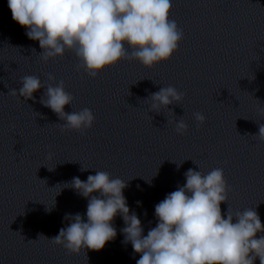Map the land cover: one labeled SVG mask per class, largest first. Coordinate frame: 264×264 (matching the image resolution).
<instances>
[{"label": "clouds", "instance_id": "obj_1", "mask_svg": "<svg viewBox=\"0 0 264 264\" xmlns=\"http://www.w3.org/2000/svg\"><path fill=\"white\" fill-rule=\"evenodd\" d=\"M7 3L12 19L28 29L29 39L39 42L44 62L71 51L78 60L77 70L82 68L91 78L122 59L139 61L151 69L169 60L183 39L182 30L169 18L172 0H7ZM48 79L55 80L51 74ZM21 85L19 93L12 89L10 94L25 100L33 99V93L44 88L39 77L32 75L22 77ZM183 96L175 87L168 86L147 99L159 112L161 107L179 104ZM73 99L61 80L46 87L40 103L65 121L62 131L84 133L93 126L95 117L88 108L65 112V106L72 105ZM193 115L199 124L206 120L202 113ZM187 130L183 119L176 123L178 134ZM253 136L264 141V124L259 125L258 134ZM184 175L186 183L155 206L158 222L147 235L143 234L138 215L130 214L123 194L128 187L125 181L112 178L106 171H96L86 181L74 177L70 186L88 199L87 220L79 213L66 214L65 219L70 221L66 228H61L53 238L41 235L39 239L44 237L62 245L69 254H79L82 249L99 251L117 236L113 221L120 215L125 225L121 229L124 243H130L140 255L136 264H255L257 259L264 264V235L257 238L258 233H264V225L255 208L235 213L228 208L226 218L222 214L220 205L227 202L229 190L223 169L215 168L207 174L189 169Z\"/></svg>", "mask_w": 264, "mask_h": 264}]
</instances>
